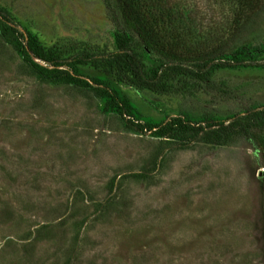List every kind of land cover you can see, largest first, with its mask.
<instances>
[{
  "label": "rangeland",
  "instance_id": "1",
  "mask_svg": "<svg viewBox=\"0 0 264 264\" xmlns=\"http://www.w3.org/2000/svg\"><path fill=\"white\" fill-rule=\"evenodd\" d=\"M173 1L199 40L222 36L264 61V8L235 25L227 3ZM0 9V264H264V134L175 149L155 128L264 110V69L162 74L164 61L126 35L144 73H161L158 90L138 89L98 60L117 37L101 0ZM16 32L59 59L97 58L51 67Z\"/></svg>",
  "mask_w": 264,
  "mask_h": 264
},
{
  "label": "trees",
  "instance_id": "2",
  "mask_svg": "<svg viewBox=\"0 0 264 264\" xmlns=\"http://www.w3.org/2000/svg\"><path fill=\"white\" fill-rule=\"evenodd\" d=\"M219 1L227 3L231 12V22L235 25L248 23L264 8V0ZM101 2L115 27L117 37L116 51L101 55L98 60L108 66L126 70L130 75L129 83L138 89L158 90L161 73L156 70L150 77L144 73L138 57L126 45V35L136 38L143 52L152 53L164 61L161 67L162 74L184 73L200 78L211 67L264 69V61L256 60L245 53L243 48L225 47L227 40L222 39V36L213 37L208 34L199 40L198 31L191 23L190 11L179 7L173 0H101ZM0 20L10 23L3 9H0ZM16 38L21 45L22 37L18 32ZM20 48L25 49L35 60L51 67H59L67 60L80 64L95 62L97 58L87 53H77L68 59H59L43 51L30 40ZM153 128L150 127L148 131ZM155 128L158 137L165 140L160 142L176 140L172 144L175 149H184L189 144L197 142L221 145L232 137L246 132L264 134V110L250 111L226 122L209 123L204 127H194L171 120Z\"/></svg>",
  "mask_w": 264,
  "mask_h": 264
}]
</instances>
